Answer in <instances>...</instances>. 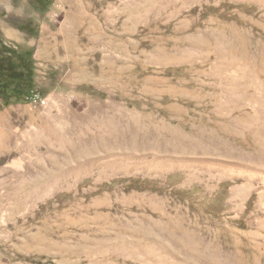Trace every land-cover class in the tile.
<instances>
[{
    "label": "rangeland",
    "instance_id": "1",
    "mask_svg": "<svg viewBox=\"0 0 264 264\" xmlns=\"http://www.w3.org/2000/svg\"><path fill=\"white\" fill-rule=\"evenodd\" d=\"M36 92L0 96V264H264V0H0Z\"/></svg>",
    "mask_w": 264,
    "mask_h": 264
},
{
    "label": "trees",
    "instance_id": "2",
    "mask_svg": "<svg viewBox=\"0 0 264 264\" xmlns=\"http://www.w3.org/2000/svg\"><path fill=\"white\" fill-rule=\"evenodd\" d=\"M35 92L32 50L7 45L0 35V96L29 99Z\"/></svg>",
    "mask_w": 264,
    "mask_h": 264
}]
</instances>
